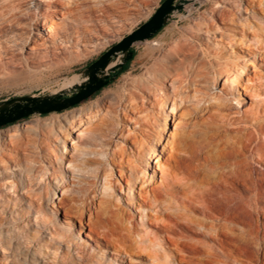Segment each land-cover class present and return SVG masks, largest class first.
Returning <instances> with one entry per match:
<instances>
[{
    "label": "bare ground",
    "instance_id": "obj_1",
    "mask_svg": "<svg viewBox=\"0 0 264 264\" xmlns=\"http://www.w3.org/2000/svg\"><path fill=\"white\" fill-rule=\"evenodd\" d=\"M38 1L47 2L48 8L59 3ZM24 10L18 0L0 4L1 31L12 28L16 32L12 42L19 49L31 40L32 20L52 28L48 13L52 20L53 12H59L36 9L33 15ZM77 37L82 34L78 32ZM145 41L153 49L163 46L162 40ZM261 59L264 67V54ZM246 68L245 64L210 59L188 39H179L162 48L147 71L133 79L134 87L109 100L108 112L115 116L120 110L138 113V133L132 138L136 151L131 148L130 154L124 153L118 160L120 174L128 169L124 176L128 191L141 185L137 192L142 205L158 213L157 231L177 255L185 254L200 264H264V106L260 111L247 109L245 97L234 96V90L243 88ZM84 80L80 73L62 86L70 88ZM146 103L150 109L144 107ZM170 105L187 129L166 139ZM99 113L79 112L63 122L46 124L41 131L26 127L20 133L16 130L19 134L3 131L0 135V264H50L42 250L56 245V251L63 243L68 253L57 257L54 252L53 264H89L74 241L58 239L47 205L64 180L69 129L81 125L83 116L91 122ZM159 144L164 145L158 149L168 168L163 184L151 186V178L142 181L140 174L147 173ZM91 184L82 185L71 197L67 213L80 217L89 213L90 230L120 253L130 256L135 250H146L115 202L99 200L94 192L90 196ZM81 223L87 225L82 218Z\"/></svg>",
    "mask_w": 264,
    "mask_h": 264
},
{
    "label": "rangeland",
    "instance_id": "obj_2",
    "mask_svg": "<svg viewBox=\"0 0 264 264\" xmlns=\"http://www.w3.org/2000/svg\"><path fill=\"white\" fill-rule=\"evenodd\" d=\"M8 1L0 0V4ZM18 1L24 11L30 10L33 15L36 9L41 12L56 9L59 12H53L52 20L48 13L52 28L31 21V40L23 49L12 42L16 32L8 28L2 33L0 25V101L14 96L42 95L69 89L62 86L66 79L80 74L91 61L147 21L163 0H58L59 3L52 8H48L47 2L43 1ZM78 32L82 34L81 38L77 37ZM70 33L72 36L68 38ZM152 39L162 40L163 46L153 49V45L147 41L135 44L136 56L128 70L97 95L61 112L32 115L0 127V135L3 131L19 134L26 127L41 131L46 124L63 122L79 112L100 111L91 122L88 116H83L81 125L69 129L65 138L64 180L52 202L47 205L49 221L54 220L58 239L74 241L89 264H200L185 254L184 258L176 254L164 234L157 231L159 220L156 209L142 205V198L137 192L141 185L130 193L124 177L128 169L124 168L125 174L119 173V157L124 153L130 154L131 148L136 151L132 138L138 133L139 125L135 122L138 113L125 114L120 110L115 116L108 112L110 98L134 87L133 79L147 71L162 53V48H167L176 40L188 39L207 52L210 59L222 64H245L248 74L243 77V88L246 89L234 90V96L245 97L247 109L260 111L264 106V67L261 65V55L264 54V0H188L180 11L172 14L167 25L149 40ZM55 53L57 58L53 57ZM30 73L33 76L28 77ZM248 77L251 82H248ZM224 82V79L221 80L218 90H222ZM144 107L150 109L149 103ZM168 114L169 134H164L166 139L171 133L180 135L187 129L180 113L173 111L171 105ZM158 147L163 148L164 145H157L147 173L140 174L142 181L151 178V186L163 184L168 168L166 157ZM87 183H92L91 197L95 193L99 200L115 202L131 221L138 233L137 239L147 246L146 250H135L130 256L120 253L97 232L90 230L89 213L81 217L67 213L71 197ZM81 218L87 225L81 223ZM72 242L71 248H75ZM56 247L53 245V249L42 250L49 257L50 264H53L55 253L57 257L68 253L64 243L55 251Z\"/></svg>",
    "mask_w": 264,
    "mask_h": 264
},
{
    "label": "water",
    "instance_id": "obj_3",
    "mask_svg": "<svg viewBox=\"0 0 264 264\" xmlns=\"http://www.w3.org/2000/svg\"><path fill=\"white\" fill-rule=\"evenodd\" d=\"M188 0H163L153 15L135 30L123 36L92 63L81 70L84 81L69 89L42 95H21L0 101V127L13 124L32 115H46L72 108L106 87L112 72L133 57L132 47L153 38L165 26L175 11H180ZM112 62H115L111 65Z\"/></svg>",
    "mask_w": 264,
    "mask_h": 264
},
{
    "label": "trees",
    "instance_id": "obj_4",
    "mask_svg": "<svg viewBox=\"0 0 264 264\" xmlns=\"http://www.w3.org/2000/svg\"><path fill=\"white\" fill-rule=\"evenodd\" d=\"M166 25H167V24H166ZM166 25H165V26H166ZM165 26H163L162 29H163ZM162 29H161V30H162ZM161 30H160V31H161ZM160 31H159V32H160ZM159 32H158V33H159ZM132 50H133V57H132V59H130L127 63H125L123 67H121V68H119V69H117V70H115L114 72L111 73V75L114 76V78L111 80V82H112L113 80H115L116 78L120 77L123 73H125V72L128 70V68H129V66H130V64H131V62L133 61V59H134L135 56H136V51L134 50V47H132ZM93 61H94V60H93ZM93 61H91L90 63H92ZM90 63H89V64H90ZM89 64H88V65H89ZM111 82H110V83H111ZM110 83H109V84H110ZM102 89H103V88H102ZM102 89H101V90H102ZM101 90H99L98 92H96L93 96L97 95ZM93 96H92V97H93ZM88 99H89V98H88ZM88 99H87V100H88ZM85 101H86V100H85ZM28 118H29V117H28ZM24 119H27V118H24Z\"/></svg>",
    "mask_w": 264,
    "mask_h": 264
}]
</instances>
